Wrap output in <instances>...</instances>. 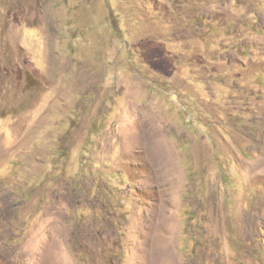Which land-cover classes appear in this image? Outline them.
I'll list each match as a JSON object with an SVG mask.
<instances>
[{"label":"rangeland","instance_id":"obj_1","mask_svg":"<svg viewBox=\"0 0 264 264\" xmlns=\"http://www.w3.org/2000/svg\"><path fill=\"white\" fill-rule=\"evenodd\" d=\"M0 264H264V0H0Z\"/></svg>","mask_w":264,"mask_h":264}]
</instances>
